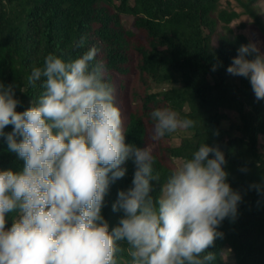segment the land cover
Instances as JSON below:
<instances>
[{"label":"clouds","instance_id":"9594fccd","mask_svg":"<svg viewBox=\"0 0 264 264\" xmlns=\"http://www.w3.org/2000/svg\"><path fill=\"white\" fill-rule=\"evenodd\" d=\"M83 43L81 37L76 46ZM97 54L92 47L74 60L47 55L26 77V87L41 82L43 90L22 112L17 86L0 82V137L23 161L20 171L0 170V264H118L121 243L131 264H209V249L223 237L218 228L236 219L242 200L227 182L225 154L202 143L173 164L159 195H150L158 180L152 153L126 143L114 89L103 65L92 63ZM226 71L249 79L255 98L264 99V53L256 43L241 45ZM151 119L153 141L196 126L169 108L153 110ZM129 160L132 186L117 193L112 210L123 216L110 231L105 196Z\"/></svg>","mask_w":264,"mask_h":264},{"label":"trees","instance_id":"16d2710c","mask_svg":"<svg viewBox=\"0 0 264 264\" xmlns=\"http://www.w3.org/2000/svg\"><path fill=\"white\" fill-rule=\"evenodd\" d=\"M235 1L241 12L222 8L220 0H0V82L17 86L16 110L22 112L43 90L41 82L25 86L33 66L42 67L49 54L68 61L95 47L92 63L103 65L104 80L114 89L126 143L152 153L158 180L150 182V195H159L174 160L190 157L202 143L219 146L227 182L242 200L236 219L226 218L218 228L223 237L209 249L215 255L209 264H264V193L251 187H264V99L255 98L249 79L226 71L239 47L250 42L233 34L230 23L245 14L264 35V14L258 0ZM124 16L132 18L128 27ZM157 108L174 110L196 126L175 145L174 134L153 141L151 112ZM22 167L0 137V170ZM122 167L126 175L110 185L102 208L110 231L123 216L112 204L132 186L135 171L131 160ZM121 248L118 264H131L128 245ZM224 250L232 263L223 260Z\"/></svg>","mask_w":264,"mask_h":264},{"label":"rangeland","instance_id":"374dc122","mask_svg":"<svg viewBox=\"0 0 264 264\" xmlns=\"http://www.w3.org/2000/svg\"><path fill=\"white\" fill-rule=\"evenodd\" d=\"M220 4L222 8L234 9L237 12H241V9L238 7L235 0H220ZM256 5L260 9L262 14H264V0H258ZM131 21H132L131 17L129 16L123 17V23L126 27L130 25ZM230 27L233 31V34L244 35L250 42L256 43L260 48L261 52L264 53V35H262L259 32L258 28L255 26V24L253 23L252 19L249 16L245 14H240V16L237 19L233 20L230 23ZM228 115L232 116V113L228 112ZM183 132L184 130H179L176 133H174L170 143L172 145L177 144L179 141L178 138L183 134ZM260 143L264 144V140L261 139ZM178 160L180 159L174 160V163ZM222 257L223 260L227 263L233 262L232 256L227 250H224Z\"/></svg>","mask_w":264,"mask_h":264}]
</instances>
